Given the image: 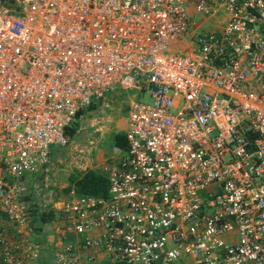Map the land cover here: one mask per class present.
<instances>
[{
    "label": "built area",
    "instance_id": "obj_1",
    "mask_svg": "<svg viewBox=\"0 0 264 264\" xmlns=\"http://www.w3.org/2000/svg\"><path fill=\"white\" fill-rule=\"evenodd\" d=\"M116 88L149 101L126 100L124 144L97 168L107 195L68 189L80 238L49 264L88 246L118 264H264V0H0V212L19 229L20 177ZM19 258L0 229V264Z\"/></svg>",
    "mask_w": 264,
    "mask_h": 264
},
{
    "label": "crops",
    "instance_id": "obj_2",
    "mask_svg": "<svg viewBox=\"0 0 264 264\" xmlns=\"http://www.w3.org/2000/svg\"><path fill=\"white\" fill-rule=\"evenodd\" d=\"M116 88L113 92H117ZM125 90V89H121ZM111 92V91H108ZM106 92L102 97L94 99L95 105L102 100ZM107 121L109 125V130L111 133L115 131H123L126 126V103L122 108L113 109L107 115L97 116L95 119L96 127L94 130H100L104 127V122ZM52 150V146L49 147V152ZM105 159V158H104ZM103 159V160H104ZM88 159H84L87 162ZM86 168V166L78 167V171ZM51 167H47V163L33 173H26L20 177L21 182L27 187V195L24 197L32 200L34 202L33 208L36 206H42L45 208L55 209V216L49 221L42 222L40 225L33 227L31 223V211L28 215L27 225L24 230L17 227L15 223L9 220L3 213L0 212V229L4 233L6 239L10 242L13 247V252L17 253L19 258V264H49L52 252L66 240H72L78 242L80 235L68 231L65 228V223L61 219L60 206L67 196L68 189L64 187L67 184V175L69 172H74V170H67L66 172L60 174L56 180V186H51L48 188V195L45 200L38 199L30 188L35 184V180L41 175L43 170H50ZM56 178V177H55ZM55 180V179H54ZM55 184V181L49 182ZM45 184V183H44ZM94 232V231H92ZM26 242H32L37 244V254L34 257L23 256V247ZM82 257L84 255H90V260H82V264H118L111 256L107 255L100 247L88 246L80 250Z\"/></svg>",
    "mask_w": 264,
    "mask_h": 264
},
{
    "label": "rangeland",
    "instance_id": "obj_3",
    "mask_svg": "<svg viewBox=\"0 0 264 264\" xmlns=\"http://www.w3.org/2000/svg\"><path fill=\"white\" fill-rule=\"evenodd\" d=\"M193 16L194 19L197 18L196 15ZM130 97L141 101H149V96L145 92L136 94L134 88L108 92L97 105L94 104L92 108L84 110L77 118L75 131L72 135H68L69 141L67 144H51L52 150L49 152L47 161V167H51V169L43 170L35 180V184L30 188L39 200L47 198L48 188L55 187L60 174L67 170L78 169L83 165L98 168L100 162L111 152L113 143L107 121L105 120L104 127L100 130H94V127H96L95 119L97 116L109 114L117 107H124L126 100ZM85 158L88 159L87 162H84ZM52 181H55V184H49ZM27 190V187H25V191ZM25 194L27 195V192Z\"/></svg>",
    "mask_w": 264,
    "mask_h": 264
},
{
    "label": "trees",
    "instance_id": "obj_4",
    "mask_svg": "<svg viewBox=\"0 0 264 264\" xmlns=\"http://www.w3.org/2000/svg\"><path fill=\"white\" fill-rule=\"evenodd\" d=\"M94 100L82 110L77 111L73 120L69 125H66L65 132L67 135H72L76 128V120L84 110L94 106ZM112 143L119 145L124 144L123 131H115L111 133ZM107 178L100 173L96 168L86 167L80 171L74 169V172H69L67 175V184L64 187L69 189L73 187L76 194H91L95 196L107 195ZM31 223L33 227L40 225L42 222L49 221L55 216V209L36 206L31 210Z\"/></svg>",
    "mask_w": 264,
    "mask_h": 264
}]
</instances>
